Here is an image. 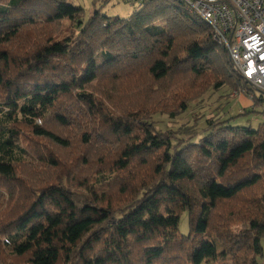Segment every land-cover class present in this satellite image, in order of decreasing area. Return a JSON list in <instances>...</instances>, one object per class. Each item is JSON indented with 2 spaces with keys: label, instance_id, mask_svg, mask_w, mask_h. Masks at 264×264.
I'll use <instances>...</instances> for the list:
<instances>
[{
  "label": "trees",
  "instance_id": "obj_1",
  "mask_svg": "<svg viewBox=\"0 0 264 264\" xmlns=\"http://www.w3.org/2000/svg\"><path fill=\"white\" fill-rule=\"evenodd\" d=\"M83 18L0 0V264H260L264 94L182 0ZM223 88L252 107L156 128Z\"/></svg>",
  "mask_w": 264,
  "mask_h": 264
},
{
  "label": "built area",
  "instance_id": "obj_2",
  "mask_svg": "<svg viewBox=\"0 0 264 264\" xmlns=\"http://www.w3.org/2000/svg\"><path fill=\"white\" fill-rule=\"evenodd\" d=\"M227 51L234 69L264 94V0H182Z\"/></svg>",
  "mask_w": 264,
  "mask_h": 264
},
{
  "label": "rangeland",
  "instance_id": "obj_3",
  "mask_svg": "<svg viewBox=\"0 0 264 264\" xmlns=\"http://www.w3.org/2000/svg\"><path fill=\"white\" fill-rule=\"evenodd\" d=\"M140 1L141 0H66L69 4L83 8L84 21H87L96 10L108 17L128 18L133 11L139 7ZM63 26H66V23ZM238 97L249 99L243 91L236 92L228 88H223L212 95H205L201 100H196L190 105L185 114L178 115L174 119L167 115H158L154 116L152 120L157 129L177 131L184 126L193 125L195 118L200 116L208 118L213 115H219L222 112L226 113V117L237 116L242 112L239 111L240 109L236 106L237 100L235 99ZM203 120H201L199 124L202 123ZM235 123L239 126H250L253 129L263 124L264 130V103L257 106L254 113L236 118ZM179 230L182 234L188 233L186 213H182L180 216ZM261 245L264 251V238ZM260 264H264V257L260 259Z\"/></svg>",
  "mask_w": 264,
  "mask_h": 264
},
{
  "label": "crops",
  "instance_id": "obj_4",
  "mask_svg": "<svg viewBox=\"0 0 264 264\" xmlns=\"http://www.w3.org/2000/svg\"><path fill=\"white\" fill-rule=\"evenodd\" d=\"M235 100H237V107L238 109H240L239 111H242V110H248L252 107V102L251 100H249L248 98H245V97H238L236 98Z\"/></svg>",
  "mask_w": 264,
  "mask_h": 264
}]
</instances>
